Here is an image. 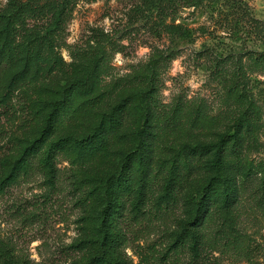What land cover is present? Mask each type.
I'll use <instances>...</instances> for the list:
<instances>
[{"label": "trees", "instance_id": "obj_1", "mask_svg": "<svg viewBox=\"0 0 264 264\" xmlns=\"http://www.w3.org/2000/svg\"><path fill=\"white\" fill-rule=\"evenodd\" d=\"M6 1L5 6L0 2V106H9L25 89L33 129L17 154L1 160L0 195L31 175L36 167L55 187L57 163L65 159L71 165L72 184L80 192V203L88 209L84 236L75 245L84 256L72 264H130L123 251L127 243L125 221L129 223L126 216L131 213L138 219L145 213L159 181L163 189L155 206L160 209L177 201L184 182L207 160L212 176L189 182L187 217L174 242L179 248H187L193 261H201L208 247L223 241L220 231L213 241L204 232L215 213L222 215L227 231L235 230L232 210L238 188L233 172L247 163L235 151L241 143L238 131L235 141L228 133L217 145L174 147L169 140L175 133L189 127L188 133L180 135L191 138L193 130L205 129L206 117L198 110L194 119L193 112L181 113L180 118L176 114L181 109H177L173 122L165 128L166 117L161 116L157 99L159 64L149 68L152 76L134 77L132 81L137 85L126 88L117 83L111 89L104 88L102 81L107 69L104 50L97 55L72 54L73 61L68 64L61 54L63 35L80 3L99 0ZM141 1L139 9L152 17L158 31L180 34L182 38L188 37L189 31L175 25L179 11L210 9L215 29L225 30L227 35L259 37L263 51L249 55L255 68H264V21L253 18L244 1ZM215 61L220 77L226 65L235 66L226 79L239 89L247 77L243 60L228 55ZM62 75L64 80L58 81ZM238 148L243 147L240 144ZM248 165L253 168L252 163Z\"/></svg>", "mask_w": 264, "mask_h": 264}, {"label": "rangeland", "instance_id": "obj_2", "mask_svg": "<svg viewBox=\"0 0 264 264\" xmlns=\"http://www.w3.org/2000/svg\"><path fill=\"white\" fill-rule=\"evenodd\" d=\"M242 1L247 3L253 18L264 21V0ZM0 2L2 6L7 3ZM141 2L80 3L63 35L64 60L71 64L72 54L97 55L104 50L107 69L102 81L107 89L117 83L126 88L137 85L132 81L134 77L152 76L149 68L159 64L157 99L161 116L167 119L163 121L165 128L173 122L177 109H181L176 114L180 118L181 113L193 112L194 119L198 110L206 117L205 129L193 130L194 135L189 138L180 135L189 132L190 128L185 127L169 142L174 147L217 145L228 133L232 135L229 139L235 141L238 131L241 143H237L235 151L247 163L233 172L238 188V200L232 210L235 230L227 231L222 215L215 213L204 232L211 241L218 234L223 241L208 247L201 261H193L189 250L174 242L187 217L189 182L212 176L207 160L184 182L177 201L160 209L155 206L163 189L159 181L145 213L134 219L128 212L129 223L125 221L124 225L127 243L123 248L127 260L130 264H264V68H255L249 55L262 52V42L255 35H227L225 30L215 29L208 8L179 11L175 25L187 29L188 37L158 31L152 17L139 9ZM228 55L243 60L246 66L247 77L239 89L226 79L234 72V65H226L222 77L216 68L215 59ZM63 77L58 76L57 80L62 81ZM146 83L149 85L150 79ZM32 117L25 89L16 94L9 106H0V162L17 154L31 138ZM240 144L243 148H238ZM251 163L253 168L248 165ZM57 167L55 187L36 167L31 175L0 195V264H72L84 256L75 245L84 236L88 209L80 203V192L72 184L70 163L60 158Z\"/></svg>", "mask_w": 264, "mask_h": 264}]
</instances>
